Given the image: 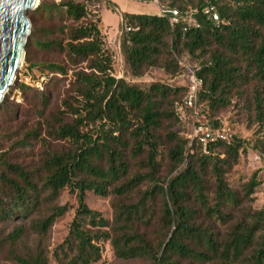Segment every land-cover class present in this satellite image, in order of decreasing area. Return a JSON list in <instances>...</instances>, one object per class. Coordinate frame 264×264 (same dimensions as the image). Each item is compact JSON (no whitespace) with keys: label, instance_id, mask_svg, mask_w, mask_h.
<instances>
[{"label":"trees","instance_id":"16d2710c","mask_svg":"<svg viewBox=\"0 0 264 264\" xmlns=\"http://www.w3.org/2000/svg\"><path fill=\"white\" fill-rule=\"evenodd\" d=\"M158 1L181 12L196 11L197 25L180 23L171 27L167 19L157 14L122 13V78L112 75L113 55L99 26L98 0H40L27 13L58 19L61 25L42 28L45 36H51L46 40H35L40 28L32 26L26 49L34 45L41 51L65 53L67 58V65H37L26 57L28 69L47 72V82L53 86L66 82L71 72L70 89L61 101L63 110L52 112L47 120L44 114L49 95L23 84L17 87L24 95L33 91L40 96L44 107L41 117L48 134L68 147L45 152L37 170H26L10 162L7 152H0V185L7 191L4 198L0 197V221H27L33 217L32 230L42 239L54 222L67 213V206L55 203L64 190H69L78 207L67 236L54 252L58 264H100L105 244L110 245L117 259L141 258L150 264H180L188 260L201 264H264V207L248 221H233L226 212L227 207L237 203V197L225 176L246 155V139L229 133V144L209 141L203 146L195 140L190 145L169 129L165 135L166 141L172 143L168 157L177 173L166 182L159 176V133L163 121L178 123L174 104L185 96L186 84L170 86L157 82L143 90L129 81L140 79L153 69H161L176 80L186 68L191 69L202 80L198 108L200 120L206 122L231 104L232 93L239 94L243 85L255 80L258 87L254 89L252 110L256 122L264 124V0ZM206 6L216 8L217 23L202 15ZM66 21L74 24L66 25ZM212 44L216 45L215 50L210 49ZM183 54L198 63L183 62ZM171 96L178 100L167 101ZM164 102L168 103L167 108L162 107ZM54 120L56 128L51 126ZM212 124L214 128L222 127L217 126V121ZM37 135L38 129L26 132L19 145H28L27 141ZM131 162H137L136 171L131 170ZM208 172L214 185L211 200L205 180ZM260 185L254 174L245 191L249 195ZM142 186L146 188L140 190ZM88 193L102 198L114 196L111 220L88 207ZM158 199L161 206L156 222L160 233L155 232L152 241L137 227L152 226ZM198 210L208 219L229 225L227 232L222 235L195 222ZM24 236L23 226L15 227L6 236L11 259L16 264H48V256L39 247L31 253L17 252Z\"/></svg>","mask_w":264,"mask_h":264},{"label":"rangeland","instance_id":"374dc122","mask_svg":"<svg viewBox=\"0 0 264 264\" xmlns=\"http://www.w3.org/2000/svg\"><path fill=\"white\" fill-rule=\"evenodd\" d=\"M59 1L60 0H45L46 3H58ZM226 2L228 3L227 0ZM106 3L108 4V2ZM106 3L99 4V7L96 8L98 10V16L101 20L99 26L101 28V33L104 36L106 46L113 55L114 67L112 75L116 78H122L124 75V65L119 48L121 14L132 13L158 15V8L155 3H140L133 0H118L116 6L110 4L106 5ZM104 7H106V9ZM27 17L30 21L31 28L34 25L40 28V31L35 36V40H46L51 37L45 36L44 32L41 31L42 28H56L58 25H61V22L58 19L48 20L46 17L31 14L27 15ZM65 24L73 25L74 23L66 21ZM54 37H60V35L55 34ZM216 48L217 47L214 44L210 46L211 50H215ZM26 57L30 63L37 65L50 62L67 65V58L65 53L41 51L34 45H31L29 49H26L25 47V57L22 62V66L17 71L13 85L0 103V152H7L10 162L21 165L26 170H37L39 169L40 159L44 156L45 152L49 150L66 149L68 145L63 141L56 140L48 134L49 130L45 119L41 117L44 107L41 103L40 96L33 91H28L24 95L17 86L23 84L28 86L30 89H36L40 93L49 95L50 102L45 110L44 118L50 120L49 115L52 112L55 113L57 110H63L61 101L68 95L66 91H69L70 89L68 80L71 78V72L67 75L68 80L66 82L60 83L59 86H53L47 82L49 77L47 72L42 73L40 68L32 70L28 69L29 62L25 59ZM180 59L183 62L190 64L198 63L186 54H183ZM69 68L72 69L73 67ZM174 78H171L170 74L163 72L161 69H153L142 78L129 81L136 84L143 90H147L150 85L157 82H164L170 86H176L183 83L181 79L175 80ZM255 87H258L255 80L248 81L241 87L239 94L232 93L231 104L228 107L221 109L213 115V118L209 120L212 126V122L217 121V126L221 125L222 128H225L231 135L234 134L242 136L246 139V143H248L246 155L243 156L240 159V162L225 176V180L228 183L229 188L235 192L237 197V203L227 207L228 209H226V212H229L233 216V221H235V219L243 218L248 221L253 213L260 211L264 207V145L260 144V142H264V124L256 122L254 112L252 110ZM176 100H178L177 96H171L167 101L175 102ZM167 106V102H164L162 105L164 108H167ZM55 121L56 120L51 123V126L56 128ZM191 125V121L185 127H182L178 123L172 121H163V127L159 133L162 145L160 146L161 155L158 161L161 164L159 176L161 179L166 180V182L175 176L177 171H174V164L168 157V149L172 146V143L166 141L165 135L167 131L171 129L178 132L180 138L189 140L187 136L191 134ZM33 129H38L39 135L37 136L39 137L28 140V145H26L27 147L19 145V141L24 138L26 132ZM39 138L40 141L38 140ZM137 168V162H131V170L136 171ZM254 174L257 175L261 185L256 187L254 191L248 195L245 191V187ZM205 180L208 188V200H211L214 185L209 172L206 174ZM145 188L146 186H142L140 187V190ZM6 194V189L0 185V197L4 198ZM113 199L114 196L112 195L107 198H102L95 196L92 193H88L86 195V204L90 209L102 213L105 218L111 220V202ZM189 204L196 207L193 201H190ZM55 205H65L67 206L68 211L65 215L58 218L54 222L45 237L42 239H40L32 230L30 220L33 219V217L27 221H0V264H16L10 257V247L5 238L17 226H23L25 229V236L21 243L17 246V252L19 254L31 253L39 247L44 251L45 255L48 256V264H58L57 260L54 258V252L67 236L70 223L75 215L78 204L75 195L69 190H64ZM160 206L161 201L158 199L154 207L155 222L152 226L138 225L137 227L139 233H144L148 239L152 241H154L155 232L160 233V231H158V223L156 222L160 216ZM46 211L47 206H44L43 213ZM195 222L202 224L204 227H210L222 235L227 232L229 227V225H221L213 219H208L199 210L196 212ZM100 264L150 263L141 258L130 260L117 259L114 257L110 245L105 244L103 259ZM180 264L201 263L188 260L181 261Z\"/></svg>","mask_w":264,"mask_h":264},{"label":"built area","instance_id":"2783aa9c","mask_svg":"<svg viewBox=\"0 0 264 264\" xmlns=\"http://www.w3.org/2000/svg\"><path fill=\"white\" fill-rule=\"evenodd\" d=\"M110 0H98L96 7L99 4L105 3ZM158 8V15L168 20L171 27H174L180 23L186 24L188 27H194L197 25L195 19L196 11L187 10L181 12L175 8H168L163 6L158 0L154 2ZM206 20L213 23L219 21V15L214 6H206L201 11ZM181 79L186 84V94L181 101H177L174 104V114L178 120V124L185 127L192 122L191 134L187 136L189 144L195 140L199 141L203 146L207 142L221 141L229 144L231 141L229 132L225 128L217 127L213 128L209 121L203 122L199 118L198 108V92L202 87V80L194 74V72L186 68V70L176 77Z\"/></svg>","mask_w":264,"mask_h":264},{"label":"water","instance_id":"95a60500","mask_svg":"<svg viewBox=\"0 0 264 264\" xmlns=\"http://www.w3.org/2000/svg\"><path fill=\"white\" fill-rule=\"evenodd\" d=\"M40 0H0V103L25 57L31 24L27 17Z\"/></svg>","mask_w":264,"mask_h":264},{"label":"crops","instance_id":"0c3cea01","mask_svg":"<svg viewBox=\"0 0 264 264\" xmlns=\"http://www.w3.org/2000/svg\"><path fill=\"white\" fill-rule=\"evenodd\" d=\"M117 2H118V0H110V3H112V4L115 5V6L117 5ZM104 8L106 9V7H104ZM104 8H103V9H104ZM109 11H110V10H109Z\"/></svg>","mask_w":264,"mask_h":264}]
</instances>
